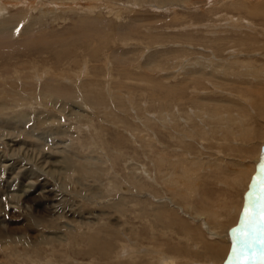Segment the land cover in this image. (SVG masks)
<instances>
[{
    "label": "rangeland",
    "instance_id": "1",
    "mask_svg": "<svg viewBox=\"0 0 264 264\" xmlns=\"http://www.w3.org/2000/svg\"><path fill=\"white\" fill-rule=\"evenodd\" d=\"M261 111L258 0H0V264H217L178 254Z\"/></svg>",
    "mask_w": 264,
    "mask_h": 264
},
{
    "label": "bare ground",
    "instance_id": "2",
    "mask_svg": "<svg viewBox=\"0 0 264 264\" xmlns=\"http://www.w3.org/2000/svg\"><path fill=\"white\" fill-rule=\"evenodd\" d=\"M235 1H238V0H235ZM258 1H260L261 3H263V5H264V0H258ZM241 2H244V1H241ZM247 2V1H246ZM253 2V1H252ZM245 4V3H244ZM247 6V5H246ZM249 6H250V4H249ZM244 8V7H243ZM246 8V7H245ZM250 8L251 9H253V8H255V7H253V6H250ZM258 8H260V6L258 7ZM247 9H249V8H247ZM247 12H248V10H247ZM250 12H251V10H250ZM254 13V15H255V12H253ZM261 15V14H260ZM242 17V16H241ZM245 20V19H244ZM247 22V21H246ZM244 23V22H243ZM246 24V23H245ZM263 73V72H262ZM263 76V75H262ZM200 83V82H199ZM230 93V92H229ZM248 93V92H247ZM261 98V97H260ZM245 99V98H244ZM247 101V100H246ZM249 101V100H248ZM263 101V100H262ZM261 101V102H262ZM250 103H252V105L254 104V105H257V103L255 102V100H251V102ZM262 104V103H261ZM258 106V105H257ZM257 108V107H256ZM262 108V107H261ZM256 110V109H255ZM259 110H260V108H259ZM259 110H256V111H259ZM256 113V112H255ZM257 113H259V112H257ZM237 115V114H236ZM236 115H234V116H236ZM257 115V114H256ZM242 116V115H241ZM260 116H264V112H260ZM237 117V116H236ZM259 118V117H258ZM229 119V118H228ZM248 119H250V118H248ZM237 120V119H236ZM251 120V119H250ZM250 120H248V121H250ZM241 121H243V120H241ZM245 121V120H244ZM254 121V120H253ZM259 123V122H258ZM228 126H230V127H228L229 128V131H228V134H227V132H226V134H220L219 136V139H226V138H228L229 137V139H230V137H231V134L232 135H237V136H240L241 135V133H243L242 132V128H237L238 130L237 131H234V132H232V130H233V124L231 125H228ZM254 126V125H253ZM226 128V127H225ZM236 128V127H235ZM225 130V129H224ZM249 130H252V128H250ZM222 132V131H221ZM252 132V131H251ZM251 132L250 133H246V132H244V133H246V135L245 134H243V135H245V136H249L250 137V135H252V138H248V137H246V138H248V139H251L250 141L251 142H254V143H256V141L254 140V135H255V133H252L251 134ZM255 132V131H254ZM231 133V134H230ZM262 131L258 134L257 133V135H259V138H260V136H262L260 139L262 140V138H263V136H264V133H262ZM233 138V137H232ZM241 138H242V136H241ZM244 138V137H243ZM242 138V139H243ZM259 139V140H260ZM227 140V139H226ZM237 140H239V139H237ZM264 140V139H263ZM217 141V140H216ZM228 141V140H227ZM226 141V142H227ZM243 141L244 140H241V141H239V142H241L240 144H241V149H237V150H239V152H242V154H244V152H245V154L243 155L244 156V159H243V161L242 162H237L232 168H231V173L233 172V173H236V178L235 179H232L229 183H228V185H227V187H228V190H223V194L220 196V197H218L217 195L216 196H213V197H211V196H209L208 194V190L207 189H205V188H203L202 189V195H203V200H204V198L206 199V200H209V199H213L212 201H209V202H207L204 206H203V204L202 203H199V204H197L198 205V212L195 210L194 212L196 213V214H206V213H204V211H203V209H202V207H207L209 210L211 209V208H213V213L212 214H208V216H209V218H211V219H213L212 220V222L214 221V223L218 226V225H222V227H224V226H226L227 228H228V231H227V235H224V234H221L222 235V237H224V238H222V239H220V238H218L217 240H215V241H213V240H208V241H206V240H201L200 238V240H201V243H202V246L201 247H197V250H192V251H189V250H187L186 248V251L185 252H183L182 254H178V256H182V258H186L187 260H188V258H191V259H198V260H200V261H202V260H204V259H207V257L209 256V254H210V257H211V259L213 260V261H216L217 262V264H218V262H221L222 261V259L224 258V256H225V259H224V261L226 260V263L227 264H241V261H238V262H235V261H237L238 259H239V257L238 258H236V259H234L233 258V255H232V247H233V232H232V230L234 229V227L235 228H237V227H239V223H240V218H239V221H238V224H237V221H236V218H237V216L234 214V215H231V214H233L234 212H239L240 213V215H241V213H242V210H239L241 207H242V209H243V207H244V205H245V203H246V200H247V193H248V191H249V185H250V183H251V181H249V178H250V175H252L253 177L257 174V171H258V166H256L255 164L256 163H254V161L252 160V158L253 157H255V155H256V162H257V164L258 163H261V160H262V156H264V148L262 149V151H261V145H262V142H261V144H260V146H258V144H257V147H256V144H252V143H250L249 145V147L247 146V144L248 143H243ZM264 143V142H263ZM227 144H228V142H227ZM239 145V144H238ZM225 146V145H224ZM210 148V147H209ZM236 148V147H235ZM222 149V148H221ZM235 151V150H234ZM233 151V152H234ZM230 153V152H229ZM228 153V154H229ZM237 153V152H236ZM239 154V153H238ZM231 155H233V153H231ZM235 155V154H234ZM237 155V154H236ZM239 156H240V154H239ZM247 157H249V159H247ZM216 160V159H215ZM235 160V159H234ZM234 160H233V162H234ZM248 162H250V163H248ZM220 163V162H219ZM235 163V162H234ZM220 165V164H219ZM215 169H216V167H215ZM195 170V169H194ZM219 172V171H218ZM217 173V172H216ZM215 174H213L212 176H214ZM217 175V174H216ZM235 175V174H234ZM251 176V177H252ZM199 178V177H198ZM196 179V178H195ZM252 179V178H251ZM177 180V179H176ZM178 181V180H177ZM172 182V181H171ZM199 182V181H198ZM197 182V183H198ZM197 185H199V184H197ZM226 186V185H225ZM198 187V186H197ZM182 188V187H181ZM200 188V187H199ZM183 189V188H182ZM181 191V190H180ZM183 191V190H182ZM189 191V190H188ZM191 191V190H190ZM194 191V190H193ZM186 193V192H185ZM198 193H199V200L200 199H202L201 198V194H200V192L198 191ZM181 194V193H180ZM182 196V195H181ZM193 196V198H194V195H192ZM183 198V197H182ZM186 199V198H185ZM205 202V201H204ZM191 204V203H190ZM195 205H196V203H195ZM195 208V207H194ZM206 208V209H207ZM193 209V208H192ZM207 209V210H208ZM209 210H208V212H209ZM191 211V210H190ZM233 212V213H232ZM202 215V216H203ZM239 215V214H238ZM204 217V216H203ZM205 218H207V217H205ZM257 219H259V215H257ZM206 221V220H205ZM202 224V223H201ZM210 224V223H209ZM167 225H169V224H167ZM190 226V225H189ZM189 226H186L187 228H185V229H189ZM192 227V226H191ZM169 228V227H168ZM172 228V227H171ZM193 228H195V227H193ZM211 228H214V227H211ZM230 228H232V229H230ZM204 230V229H203ZM210 230V229H209ZM216 230V229H215ZM218 231V230H217ZM224 231V230H223ZM242 231H243V229H242ZM249 233H251V230L250 229H248L247 230ZM188 232H189V230H188ZM210 232V231H209ZM186 233V232H185ZM214 233V232H213ZM196 234V233H195ZM199 234V233H198ZM197 234V235H198ZM196 235V236H197ZM229 235V236H228ZM188 237V236H187ZM205 238V237H204ZM229 238L231 239V240H229ZM264 238V235H260V236H258L257 237V240H260V239H263ZM189 239H190V237H189ZM96 240V239H95ZM193 242V241H192ZM191 242V243H192ZM105 243V242H104ZM237 243V242H236ZM189 244H190V241H189ZM188 245V244H187ZM196 245V244H195ZM242 243L239 241V239H238V243L236 244V247L238 248V249H240V255L241 254H243L244 253V255L245 254H247V255H249V256H251V254H250V250H248L245 246L242 248ZM166 246V245H165ZM180 246V245H179ZM192 246V245H191ZM256 246H257V250H264V247L262 246V244H259V243H256ZM196 247V246H195ZM153 248V247H152ZM173 248H175V247H173ZM151 249V248H150ZM180 249V248H179ZM152 250V249H151ZM174 250V249H173ZM153 251V250H152ZM160 251V250H159ZM159 253V252H158ZM170 253V252H169ZM122 254V253H121ZM166 254H168V253H166ZM172 254V253H171ZM162 255V254H161ZM175 255V254H174ZM169 256V255H168ZM167 256V257H168ZM156 257H157V255H156ZM227 257V258H226ZM158 258V257H157ZM231 258V259H230ZM186 260V261H187ZM173 261L174 260H172V259H170L169 260V257H168V260L167 259H162L161 260V262L163 263V264H173ZM223 261V262H224ZM248 262V261H247ZM206 264H207V262H206ZM210 264V263H209ZM249 264H253V261H251Z\"/></svg>",
    "mask_w": 264,
    "mask_h": 264
},
{
    "label": "snow or ice",
    "instance_id": "3",
    "mask_svg": "<svg viewBox=\"0 0 264 264\" xmlns=\"http://www.w3.org/2000/svg\"><path fill=\"white\" fill-rule=\"evenodd\" d=\"M17 30L19 31V29ZM257 215H259V219H257ZM248 229H251V233L247 231ZM260 235H264V156L258 166L257 174L249 185L239 227L233 229V258L240 257V249L236 247V241L239 239L251 252V256L245 254L240 257L241 264H247L249 259L253 261V264H264V250L255 248L257 242L264 245V239L257 241V237Z\"/></svg>",
    "mask_w": 264,
    "mask_h": 264
}]
</instances>
